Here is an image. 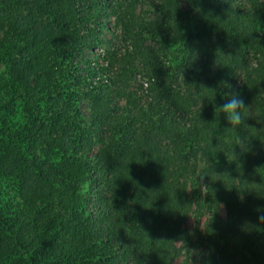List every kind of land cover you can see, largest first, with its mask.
<instances>
[{"label": "trees", "instance_id": "obj_1", "mask_svg": "<svg viewBox=\"0 0 264 264\" xmlns=\"http://www.w3.org/2000/svg\"><path fill=\"white\" fill-rule=\"evenodd\" d=\"M142 1L0 0V264H264V0Z\"/></svg>", "mask_w": 264, "mask_h": 264}, {"label": "rangeland", "instance_id": "obj_2", "mask_svg": "<svg viewBox=\"0 0 264 264\" xmlns=\"http://www.w3.org/2000/svg\"><path fill=\"white\" fill-rule=\"evenodd\" d=\"M158 3H156L153 0H143L140 6L138 7L137 10V16L139 18H151L155 17L156 15L159 14V9H158ZM107 25L103 30L102 33V45L101 47H97L93 50V53H90V58L92 60H96L99 64H106V60L103 61L101 58L96 57L95 54H103L105 50H110L113 48H119L122 47V42H119L118 40V27L115 24L113 16H109L107 20ZM170 68H172V71H170V75L173 76L175 75V68L173 65H168ZM7 69L6 65L3 62H0V99L2 98L3 102H6V94L5 92V82L7 80ZM143 81H146V77H144V71L142 67L140 66L138 70L136 71L133 81H132V86L141 84ZM140 95L143 98V102H145L147 96L144 90H139ZM15 108L14 112L11 116V124L15 125L17 124L18 121H20L22 117V112H21V101L20 98H17L14 102ZM80 106L87 116L89 113V108L87 104L86 98H83V100L80 102ZM18 199V198H17ZM206 221V214H203L202 217L200 218V223L198 225L197 229V223L194 220L193 215L190 216L187 220V227L189 228L193 239L197 238L198 232H200L201 229H203L204 223ZM186 256H182L178 259L175 260V264H186Z\"/></svg>", "mask_w": 264, "mask_h": 264}, {"label": "clouds", "instance_id": "obj_3", "mask_svg": "<svg viewBox=\"0 0 264 264\" xmlns=\"http://www.w3.org/2000/svg\"><path fill=\"white\" fill-rule=\"evenodd\" d=\"M217 111L223 113L234 129L244 123V113L247 112L248 106L240 97L239 93L233 92L227 102L219 105ZM259 221L264 222V213L258 217Z\"/></svg>", "mask_w": 264, "mask_h": 264}]
</instances>
